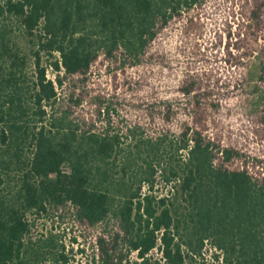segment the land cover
<instances>
[{"label":"trees","instance_id":"trees-1","mask_svg":"<svg viewBox=\"0 0 264 264\" xmlns=\"http://www.w3.org/2000/svg\"><path fill=\"white\" fill-rule=\"evenodd\" d=\"M257 52L264 0H0V264H73L55 222L84 264H264V107L222 112Z\"/></svg>","mask_w":264,"mask_h":264},{"label":"rangeland","instance_id":"rangeland-1","mask_svg":"<svg viewBox=\"0 0 264 264\" xmlns=\"http://www.w3.org/2000/svg\"><path fill=\"white\" fill-rule=\"evenodd\" d=\"M176 34V33H175ZM174 40V39H173ZM210 44V43H209ZM210 47L212 45H209ZM31 48L32 44L27 37H22L18 43V52L22 56H27V65L25 71L28 76H32V62L34 57L31 56ZM54 60L53 57L48 56L47 54H43L41 57V63L46 66L47 74L50 78H55L56 72L50 66V63ZM259 53H255L252 55L246 67V75L245 79L237 85V87L233 90L231 95H229L223 102L222 112L230 121H236L242 118L256 116L259 111L264 107V81L259 79ZM109 67L107 63L103 65L99 69V75L96 77L97 80L100 81L101 87L108 92L114 89V81L115 79L112 77L111 71L108 70ZM67 83V80H65ZM116 82V81H115ZM61 105L59 110H63L67 108V86L65 90L59 89L58 94V106ZM60 112V111H59ZM120 114V113H119ZM123 114L121 113L120 119L123 118ZM88 116V115H87ZM116 119L114 118V124L116 123ZM124 122V121H123ZM116 125V124H115ZM125 129L126 125L122 124ZM122 134V133H121ZM123 135V134H122ZM122 139L125 140L124 136ZM123 145V144H122ZM121 155H118L116 163H120ZM154 190L156 193H161L162 195L165 193L166 189L163 188L161 184H156L154 186ZM48 226H51L49 224ZM56 229L55 231H59L62 237L65 240V244L67 247V253L69 256L74 257L73 264H84L86 260L91 258V250L88 248L91 242L94 240L95 231H91L87 234L86 238L82 237L80 232L74 229V231L70 230V225L67 222L60 223L58 225L57 222L54 223ZM77 238V242H73V237ZM73 248L71 251L70 248ZM80 247H85L86 251L81 252Z\"/></svg>","mask_w":264,"mask_h":264}]
</instances>
